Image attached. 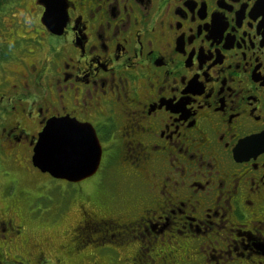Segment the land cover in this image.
<instances>
[{
    "label": "flooded vegetation",
    "instance_id": "1",
    "mask_svg": "<svg viewBox=\"0 0 264 264\" xmlns=\"http://www.w3.org/2000/svg\"><path fill=\"white\" fill-rule=\"evenodd\" d=\"M19 7L26 23L0 27V152L31 164L46 122L74 119L100 162L55 181L116 187L115 172L121 186L76 190L56 263L92 246L107 264H264V0H0V26ZM15 208L0 212V264L27 263Z\"/></svg>",
    "mask_w": 264,
    "mask_h": 264
},
{
    "label": "rangeland",
    "instance_id": "2",
    "mask_svg": "<svg viewBox=\"0 0 264 264\" xmlns=\"http://www.w3.org/2000/svg\"><path fill=\"white\" fill-rule=\"evenodd\" d=\"M7 11L5 17H2L4 25L0 26L4 30V35L8 34L7 32L11 30L14 23H26L24 7ZM13 15L14 17H12ZM6 38L4 37L5 40H8ZM6 65L5 68L11 70L13 63ZM28 156L29 154L24 151H19L17 157L15 155L9 156L6 152H0V212L3 215L9 212L18 214L15 206L19 209L21 216L19 215V219L17 218L15 226L22 229V236L27 242L24 245L21 244V250L17 251V254L21 255L25 262L27 260L28 264H40L35 260L31 261L26 254L27 251L30 252L32 246H35V253L42 254V258L45 259L44 264H57L53 252L58 248L61 240L69 236L71 232L69 226L75 224L79 219L78 204L71 202L72 199L76 198V190L79 189L78 194L88 193L97 200L100 190L107 193H114L116 189L119 191L121 189V186L118 185L119 178L117 173H110L112 179L110 182L113 181L116 187L110 185L106 180L101 185L83 184V182L79 185H65L34 170L28 161ZM6 191L9 192L8 195H6ZM11 197H14L15 204ZM125 199V201L132 199L131 194ZM83 231V239L81 237L78 242L84 240V236H86L95 243V236L91 233L92 229H83ZM110 234L112 233H108V235ZM108 246L113 247L117 257L120 256L117 248L111 244ZM135 248L133 247L134 251ZM125 252H127V248H123V253ZM94 254V249L89 246L82 261L67 264H107L111 259V257L108 260L106 258V261L101 263L95 259ZM9 263L17 264L14 259L10 260ZM116 264L123 263L117 262Z\"/></svg>",
    "mask_w": 264,
    "mask_h": 264
},
{
    "label": "water",
    "instance_id": "3",
    "mask_svg": "<svg viewBox=\"0 0 264 264\" xmlns=\"http://www.w3.org/2000/svg\"><path fill=\"white\" fill-rule=\"evenodd\" d=\"M47 9L46 14L52 13ZM53 17V14H51ZM44 19V17H43ZM43 21V20H42ZM44 25L48 29H54V25L50 22L43 21ZM53 122H64V124L73 123L79 125L81 128L86 130V136L84 137V143L86 145V160L81 163H53L51 161H46L41 158L37 153V148L40 144V137L43 135L44 131L48 130L50 124ZM64 124L60 125L63 127ZM101 157V147L95 135L93 129L83 123H79L74 119L70 118H53L46 122L42 131L38 134L37 141L34 144L33 152L31 156V164L41 173H47L53 179L65 180L71 183L80 182L90 176H92L99 165Z\"/></svg>",
    "mask_w": 264,
    "mask_h": 264
},
{
    "label": "snow or ice",
    "instance_id": "4",
    "mask_svg": "<svg viewBox=\"0 0 264 264\" xmlns=\"http://www.w3.org/2000/svg\"><path fill=\"white\" fill-rule=\"evenodd\" d=\"M53 122L40 137L38 155L53 163H81L86 160V130L77 124Z\"/></svg>",
    "mask_w": 264,
    "mask_h": 264
}]
</instances>
